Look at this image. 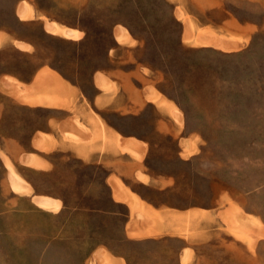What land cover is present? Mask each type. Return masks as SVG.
Segmentation results:
<instances>
[{
  "label": "rangeland",
  "instance_id": "rangeland-1",
  "mask_svg": "<svg viewBox=\"0 0 264 264\" xmlns=\"http://www.w3.org/2000/svg\"><path fill=\"white\" fill-rule=\"evenodd\" d=\"M167 1L0 0V264H264V0Z\"/></svg>",
  "mask_w": 264,
  "mask_h": 264
},
{
  "label": "bare ground",
  "instance_id": "bare-ground-1",
  "mask_svg": "<svg viewBox=\"0 0 264 264\" xmlns=\"http://www.w3.org/2000/svg\"><path fill=\"white\" fill-rule=\"evenodd\" d=\"M19 12H20L21 16H27V14H28V11L26 9H24V7H20ZM47 26H48V28L52 32H59L62 35H65L67 37H77V36H79L77 30L70 29V28H67L65 26H61V25H59V24H57L55 22L52 23V24L51 23H47ZM121 28H120V30H117V37H118V39L119 40H122V39L128 38L129 37V34L126 31V29H124V28L121 29ZM48 69L47 70H44L43 72H41V73L38 74V76L36 78V82H35V84H37V85L33 84V87L30 88V85L32 86V84H30L29 85V88L26 91H20V93H19V98L20 99H22V100L24 99V101L26 100L27 102H32V103H34V102H45V101H48V102H53V101L56 102L57 101L58 102V101H60L62 99L60 97H57L58 96L57 94H53L52 95L50 92H48L46 90L42 91V89L40 88V85L44 84L46 81H47V85H48V82L54 84L53 87H55L56 89L57 88L60 89L62 87H66L65 86V83L63 82V80H62L61 76L59 75V73L57 74L56 72L51 71V70H48ZM100 80H101V78H100ZM102 82H101V84H103ZM104 84H105V82H104ZM36 86H39L38 89H37ZM154 100H156L159 104H161L163 106H167V102L164 99H162V97H160L158 95L155 96ZM59 106H61V105H59ZM65 131H67V130H65ZM72 133H74V132H72ZM76 136H77V134H76ZM119 139L120 138H118V141H119ZM118 143H119V145L121 144L122 147L129 148V149H133V147H135L133 141L130 140V139L120 140ZM27 158H29V157H27ZM7 163L9 165V167H10L11 174H12L13 179H14L13 182L15 184H18V182L21 181L20 176L16 173L15 169L12 167V164H11V162L9 160H7ZM119 186H120V184L117 187L118 189L123 188L122 186H120L121 188H119ZM117 188L115 189V191H116V196L118 198L121 197V198L126 199L127 201L130 202L131 206H134V207H138L140 209H143L145 212H151V214H152V212H154V209L151 206L147 205L146 202H144L135 193H133L130 190H128L129 192H127L126 194H125V192H123L124 193V195H123V193H121L120 190H118ZM122 191H124V190H122ZM36 201H38L39 204H41L42 206L47 207V208L48 207H52V206L55 205V201L53 199H50V198H47V197L46 198H37ZM244 225H246V222H245ZM247 228H249V227H247ZM104 256H105V258H104L103 264H123V263H120L118 260L111 259V257L108 256V254L107 255H104Z\"/></svg>",
  "mask_w": 264,
  "mask_h": 264
},
{
  "label": "trees",
  "instance_id": "trees-1",
  "mask_svg": "<svg viewBox=\"0 0 264 264\" xmlns=\"http://www.w3.org/2000/svg\"><path fill=\"white\" fill-rule=\"evenodd\" d=\"M153 1H154L153 3H157L158 4V7L159 8L161 7V4H162V7L163 8L168 7V6H171L170 3L167 0H162L163 1L162 3H160V0H153ZM165 20L168 21L169 27L171 28V30H173V28H174L173 25H175L177 23V20L172 15H169ZM123 23L127 26V28L129 29L130 33L133 36H135L136 38L141 39L140 36H138V34H136V31L134 29V26L131 23H129L127 21H123ZM173 32H175V30ZM86 35H87V31H86L85 37H86ZM16 51H19V52H22V53H26L27 52V51H24V50L19 49V48L16 49ZM31 73H34V70ZM16 75L19 76L20 78L24 79V80L27 79L25 77H22V76L18 75L17 73H16Z\"/></svg>",
  "mask_w": 264,
  "mask_h": 264
},
{
  "label": "crops",
  "instance_id": "crops-1",
  "mask_svg": "<svg viewBox=\"0 0 264 264\" xmlns=\"http://www.w3.org/2000/svg\"><path fill=\"white\" fill-rule=\"evenodd\" d=\"M41 70V69H40ZM39 72V71H38ZM38 74V73H37ZM37 76V75H36ZM36 78V77H35ZM35 79L32 80V82L34 81ZM24 82V81H23ZM26 83V82H25ZM145 202V201H144ZM147 205H149L148 203H146ZM150 206V205H149ZM152 207V206H151Z\"/></svg>",
  "mask_w": 264,
  "mask_h": 264
},
{
  "label": "water",
  "instance_id": "water-1",
  "mask_svg": "<svg viewBox=\"0 0 264 264\" xmlns=\"http://www.w3.org/2000/svg\"><path fill=\"white\" fill-rule=\"evenodd\" d=\"M44 25H45V22H44Z\"/></svg>",
  "mask_w": 264,
  "mask_h": 264
}]
</instances>
